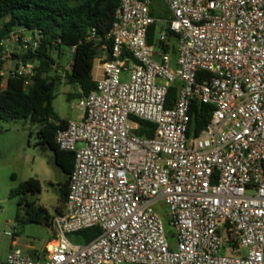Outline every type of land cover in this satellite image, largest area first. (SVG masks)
Here are the masks:
<instances>
[{"label":"built area","instance_id":"obj_1","mask_svg":"<svg viewBox=\"0 0 264 264\" xmlns=\"http://www.w3.org/2000/svg\"><path fill=\"white\" fill-rule=\"evenodd\" d=\"M162 1L171 19L156 44L152 0H119L110 32H89L112 50L96 59L82 117L56 134L75 156L65 208L42 251L13 248L0 264H264V0ZM41 39L14 30L0 43L1 88L31 85L22 55ZM193 101L213 106L199 134ZM132 117L155 135H138ZM95 227L88 243L70 237Z\"/></svg>","mask_w":264,"mask_h":264},{"label":"trees","instance_id":"obj_2","mask_svg":"<svg viewBox=\"0 0 264 264\" xmlns=\"http://www.w3.org/2000/svg\"><path fill=\"white\" fill-rule=\"evenodd\" d=\"M118 5L119 0H0V43L14 30L42 35L39 47L36 50L30 48L22 55L35 64L33 80L28 87L22 79L10 77L6 79V87L1 88L5 79L2 71L6 55L0 47V123L25 120L38 125V145L53 152L54 164L66 176L60 184L59 204L55 210L58 214L67 201L75 156L73 152L61 150L56 142L58 130L65 129L68 120L60 118L53 107L55 85L62 80L60 74L50 78L58 66L55 55H60L63 48L71 50L73 57L65 75L67 82L79 86V98L90 94L96 88L93 71L104 42L96 44L87 40V37L92 29H96L101 37L110 32ZM157 32L156 22L148 31L149 44L157 43ZM169 36L171 39L172 33ZM105 43L110 56L112 42ZM175 92L176 87H172L168 95V106L172 104ZM212 111L213 106L193 101L189 112L190 133L199 134L210 122ZM132 120L138 124V135H155V124L133 117ZM41 190V181L30 178L14 187L10 195L18 199L19 207L24 210L23 222L52 227L54 216L35 201ZM100 233L101 229L95 227L70 237L74 241L88 243Z\"/></svg>","mask_w":264,"mask_h":264},{"label":"rangeland","instance_id":"obj_3","mask_svg":"<svg viewBox=\"0 0 264 264\" xmlns=\"http://www.w3.org/2000/svg\"><path fill=\"white\" fill-rule=\"evenodd\" d=\"M151 10L157 22L158 36L162 29L168 27L171 13L162 0H152ZM72 57L71 50L63 48L60 55H55L58 66L50 74V78L61 75L62 80L55 85L53 107L59 117L66 120L75 119L81 113L78 106L80 88L76 84H69L65 76ZM172 58L175 61L174 53ZM99 71V62L96 61L94 66L96 78ZM122 80H128L127 76L123 74ZM37 128V124L25 120L0 123V258L2 259L7 257L14 239L18 240L22 250H26L27 247L41 250L52 238V227L22 221L25 216L24 210L19 207L18 199L10 195V191L20 183L30 178H37L41 181L42 190L35 201L38 205L45 206L53 216L58 214L55 210L59 204L60 184L65 181L66 176L54 164L53 152L38 145ZM167 228L171 231L169 226ZM170 240H172L171 236Z\"/></svg>","mask_w":264,"mask_h":264},{"label":"crops","instance_id":"obj_4","mask_svg":"<svg viewBox=\"0 0 264 264\" xmlns=\"http://www.w3.org/2000/svg\"><path fill=\"white\" fill-rule=\"evenodd\" d=\"M106 56H108V51H107V49H103L102 48V52H101V55H100V57H106ZM100 72V71H99ZM95 74H94V71H93V76H94ZM94 79H96V77L94 76ZM81 92V90L79 91V93ZM78 93V94H79ZM82 115H83V112L81 111V113L78 115V117L77 118H75V119H79V118H81L82 117ZM75 119H67V120H75ZM58 206V205H57ZM42 207H44V208H46L45 206H42ZM64 208H65V206H64ZM64 208H63V210H64ZM47 209V208H46ZM48 210V209H47ZM62 210V211H63ZM48 212L51 214V215H53L49 210H48ZM52 229V228H51ZM52 234H53V230H52ZM13 248H19V249H21L20 247H19V243H18V240L17 239H14L13 240V243H12V246H11V249H13ZM10 249V250H11ZM44 249V248H43ZM43 249H41V250H36V249H34L33 247H27V249L26 250H22L25 254H27V255H29V256H31V257H35L40 251H42ZM9 250V251H10ZM8 251V252H9ZM8 254V253H7ZM7 256V255H6ZM6 258V257H5ZM4 258V259H5ZM4 259H2V258H0V260H4Z\"/></svg>","mask_w":264,"mask_h":264}]
</instances>
